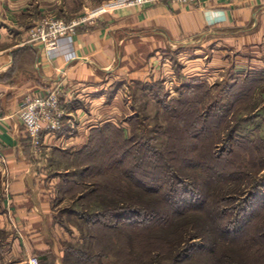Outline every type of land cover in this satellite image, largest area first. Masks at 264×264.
I'll return each instance as SVG.
<instances>
[{
  "label": "crops",
  "instance_id": "0c3cea01",
  "mask_svg": "<svg viewBox=\"0 0 264 264\" xmlns=\"http://www.w3.org/2000/svg\"><path fill=\"white\" fill-rule=\"evenodd\" d=\"M52 8L0 0V264H27L34 255L62 264L71 240L59 217L69 207L65 189L78 187L85 166L77 162L98 132L113 125L128 133L122 119L136 112L135 82L192 88L226 81L231 71L264 78V0L110 7L48 52L29 30ZM56 85L64 89L63 126L44 132L36 149L17 110L25 96Z\"/></svg>",
  "mask_w": 264,
  "mask_h": 264
},
{
  "label": "rangeland",
  "instance_id": "374dc122",
  "mask_svg": "<svg viewBox=\"0 0 264 264\" xmlns=\"http://www.w3.org/2000/svg\"><path fill=\"white\" fill-rule=\"evenodd\" d=\"M126 1L42 0L53 6V15L48 16L62 19L101 14ZM168 56L175 68V55ZM233 76L231 71L226 81L217 79L213 85L199 82L211 88L209 97L200 103V113L210 115L208 122L195 127L201 131L208 129L203 134L199 129H189L192 120L188 113L180 112L187 116L184 120L177 115L179 121L173 117L174 112L167 111L166 104L177 106L176 101L181 100L182 92H188L190 86H169L162 79L132 85L129 95L136 112L122 119L130 124L123 138L128 139L133 133L135 144L143 142L147 147L142 149L150 147L151 151H141L144 156L135 154L133 162L128 157L127 162L94 163L89 162L90 155L86 156L85 166L91 164L88 166L91 170L75 177L78 187L65 192L69 207L59 216L68 228L63 231L64 236L68 234L71 238L65 244L62 264H83L87 259L94 260L93 264H229L224 254L233 252L232 245L237 251L245 243L243 237L249 236L252 251L246 247L245 252L239 249L240 257L233 260L238 264H264V245L253 241L264 225V78ZM235 83L240 87L231 91ZM171 88L179 89V94ZM208 133L211 135H205ZM122 153L118 150L116 154L120 157ZM109 163L112 167L107 166ZM128 171L130 177H126ZM227 181L230 183H223ZM233 191L229 196L232 202L224 206L229 218L235 219L236 224L232 225L240 226L244 216L248 219L242 224L245 234L237 242L219 237L212 211L215 195ZM86 193H91V197L79 201ZM113 200L121 206L133 205L128 206V214L118 208L117 215L112 211L103 221L99 214L93 215L98 209L103 210L100 202L109 205ZM137 210L148 215L130 218ZM178 210L188 216L180 217L175 225L173 221L167 225L168 215L177 216ZM141 220L145 225H136ZM214 229L220 242L223 241L218 253L198 251L217 242ZM68 251H79L85 260L80 254H67Z\"/></svg>",
  "mask_w": 264,
  "mask_h": 264
},
{
  "label": "trees",
  "instance_id": "16d2710c",
  "mask_svg": "<svg viewBox=\"0 0 264 264\" xmlns=\"http://www.w3.org/2000/svg\"><path fill=\"white\" fill-rule=\"evenodd\" d=\"M249 82H251V81H249ZM249 82H247L246 84L252 85V83H249ZM207 85H208L207 83H200V84H197V85L193 86L192 88H190V90L188 92H182L183 94H181L182 95L181 100L176 101L178 103L177 106L170 107L169 104H166L167 111L174 112L173 117H176L178 120L180 117H178L177 115L181 116V118H183V117L185 118V116H187V115L182 116L183 113H188V115H190L191 120H192L191 123L189 124L190 130H191V128L193 130H197V129L200 130V128H195V127H200V125H198V124L202 123V122H204V124H202L204 126L205 124H207L208 119L210 117V115L208 116L203 111H202V113H200L202 110L200 108V103H202V102L204 103L205 99L209 97L208 91L211 90V88H208ZM238 85H239V83H235L233 85V87L231 88V91H234V89L239 88L240 86H238ZM243 86L246 88L245 84H243L242 87ZM245 88H244V90H245ZM202 89H206V90L204 91V93L199 94L198 91L202 90ZM245 94H246V92H244V95ZM186 96H189V97L187 98ZM180 112L182 115H180ZM191 114H193V115H191ZM171 119L176 120L173 118H171ZM203 119H204V121H202ZM107 128H110V130L103 129L100 133L98 132L96 134V137L89 144V147L85 150L83 157L81 158V161L83 162L84 166H85V163L88 162L86 156H89V155L91 156V158L88 159L89 162H94V163L95 162H103V161H106V162H124L125 161V162H127L128 157H132L131 159L133 162L135 154L139 155V153H140L141 156H144L141 151H145V150L151 151L150 147H148L146 149H142V148H144V146L147 147L146 145L143 144V142H139V145L135 144L137 142H135L136 139L134 138L133 133L131 134V137H129L128 139H124L123 138V131L121 129H119L113 125L107 126ZM199 130H198V132H200L201 134L208 131V129L207 130L202 129V131L201 130L199 131ZM195 133L197 134V131ZM209 134L210 133L205 134V135H209ZM195 139L198 140L199 137H197ZM139 148H140V150H137ZM118 150L123 151V153L120 154V157L116 154ZM103 157H105L106 160H104ZM93 159H98V160L94 161ZM88 166H91V164H88L87 166H85V168L82 169V171H80V173L78 175L80 176L85 171L89 172L88 170H91V169H89ZM107 166L112 167V164L109 163V164H107ZM130 174H131V171H128V173H126V177L127 176L130 177ZM223 183H230V182L227 181V182H223ZM68 187H69L68 190L69 189L72 190V188L74 189L75 186L73 187L71 184H69ZM141 188H143V187H141ZM68 190L65 189V191H67V192H68ZM202 192H203V190H202ZM234 192L235 191L223 192V193H221V195H215L216 199H213L214 201L212 202V207H213L212 211H213V215H214L213 216L214 217L213 223L215 225L214 228H216L220 232V233H218L219 237H221L223 240L225 239L229 242H237L240 239H242V238L239 239L240 236H244V234H245V233H242V224H244L245 223L244 220L247 219L245 216L242 217V222L240 221L241 223H240V226H238V227L236 225H235L236 227H234L232 225V223L236 224V223H234L235 219L229 218V214L227 213L228 211L226 210L227 208L225 209L224 206H228L229 203L232 202L233 199H231L229 196L231 195V193H234ZM92 193H94V192H92ZM90 194L91 193H88V194L86 193L84 196L79 198V201L89 199L91 197ZM205 197L207 198V200L209 199L206 195H205ZM113 201H114V203L112 204L109 202V205H106L104 202L103 203L100 202L101 208L103 207V210L98 209V212H94L93 215L99 214L102 217L101 221H103L104 219H107L108 217H110L113 213H115L117 215V213H118L117 209L118 208L121 210H125V213L128 214V211H127V210H129L128 206L133 205V204H128L126 206V205L122 204L123 206H121V204L118 203L117 200H113ZM201 203H202V201H201ZM112 211H114V212L112 213ZM177 212H178L177 216L173 215L174 213L172 215H168L169 219L167 218V220H166L167 225H169L172 221H173V224L175 225L176 224L175 222L178 221L180 217H187L188 216V213H182L179 210ZM147 215L148 214H144V211L143 212L138 211V212H136V214H132L129 217L130 218L141 217V216L146 217ZM237 215L241 216V213H238ZM98 219H100V218L98 217ZM246 221H248V219ZM139 222L140 223H137L136 225H138V224H139L138 226H144L145 225L144 222H142V220ZM145 227H148V226H145ZM216 229H214V231H215L216 236L218 237V235L216 233ZM257 235L255 236V238H253V239H255L253 241H256V240L260 241L261 242L260 244L264 245V225H262L260 227ZM218 238H217V240H216L217 242H215L214 246L212 244H210L206 248L204 247V248H202V250H198V251H200V252L205 251V252L210 253V254H212L214 252L218 253V250L220 248L219 244L221 242H223V241L220 242L221 239L219 238V240H218ZM251 238L252 237H250V236L245 237V238L243 237L242 242H245V243L240 244L239 249H241L243 252H245L244 250H246V248L248 249V251H252V246L249 245L250 240H252ZM225 243H228V242L225 241ZM232 246H233V248H232L233 252H231L228 255H226V254H224V255H225L226 260L228 261L227 263L238 264L236 262V260H233V259L236 257H240L239 253H242V251L241 250L239 251V249H238L237 250L238 252H237L236 250H234L235 249L234 245H232ZM260 250L262 251V248H260ZM67 254H69V255L80 254V257H82L81 256L82 254L79 251L77 253L68 251ZM82 260H85V259L82 257ZM79 262H82V261H79ZM93 263H94V260H92V259H87V260H85V262H83V264H93Z\"/></svg>",
  "mask_w": 264,
  "mask_h": 264
},
{
  "label": "built area",
  "instance_id": "2783aa9c",
  "mask_svg": "<svg viewBox=\"0 0 264 264\" xmlns=\"http://www.w3.org/2000/svg\"><path fill=\"white\" fill-rule=\"evenodd\" d=\"M205 0H127L114 7H144L157 4L195 5ZM100 14L79 15L71 19L47 16L37 21L29 30L30 41L41 44L48 52L57 50L64 39L80 26L94 23ZM64 89L56 85L41 95H27L21 102L17 116L25 127L36 149L42 145L44 132H55L63 126L61 98ZM27 264H41L36 255L28 257Z\"/></svg>",
  "mask_w": 264,
  "mask_h": 264
}]
</instances>
